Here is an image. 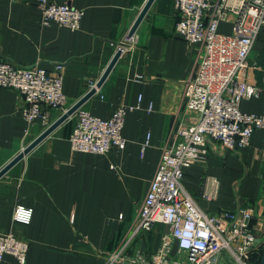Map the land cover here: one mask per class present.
<instances>
[{"label":"crops","instance_id":"obj_1","mask_svg":"<svg viewBox=\"0 0 264 264\" xmlns=\"http://www.w3.org/2000/svg\"><path fill=\"white\" fill-rule=\"evenodd\" d=\"M82 9L77 30L54 21L41 24L35 0H0V59L15 66L37 65L52 72L62 64V91L68 109L97 82L114 55L111 42L128 33L146 0H52ZM173 0H153L135 30V49L119 57L103 83L80 107L106 119L119 106L125 113L122 150L105 154L71 149L68 117L0 178V233H13L29 247L25 264H104L121 247L125 256L142 253L150 261L167 226L131 236L141 203L163 148L171 144L178 122H188L182 90L196 70L200 45L175 30ZM232 23L218 30L230 33ZM249 80L263 89L242 100L245 113L264 112V28L251 48ZM22 95L0 87V169L37 137L45 126L21 115ZM150 107V108H149ZM64 111L49 110V123ZM204 159L184 169L182 186L205 213L249 209L264 222V130L249 145L227 149L210 142ZM214 198L207 196L213 190ZM32 210L28 223L14 221L13 210ZM177 251L173 246L170 256ZM1 264H18L10 254Z\"/></svg>","mask_w":264,"mask_h":264},{"label":"built area","instance_id":"obj_2","mask_svg":"<svg viewBox=\"0 0 264 264\" xmlns=\"http://www.w3.org/2000/svg\"><path fill=\"white\" fill-rule=\"evenodd\" d=\"M41 24L54 21L70 30H77L83 10L68 2L35 0ZM178 13L175 30L190 43L200 45V57L193 75L182 90L183 109L188 122H178L170 145L163 148L155 173L141 203L131 229V238L147 232L160 223L167 226L159 249L150 261L142 253L125 256V246L109 255L104 264H256L264 250V222L249 209L205 213L182 186L184 169L204 159L209 143L227 149L249 145L255 130H264V112L245 113L239 108L242 100L259 97L263 91L250 81L248 71L253 67L248 58L253 43L264 28V0H173ZM232 23L230 33L218 30L220 22ZM137 44L135 33H126L111 42L119 57L131 52ZM118 57V58H119ZM264 79V69L262 70ZM96 82H91V88ZM0 87L13 89L23 97L21 115L32 123H49V110H66L62 91V64L56 63L52 72L37 66H15L0 59ZM136 105L117 107L109 118L103 119L77 109L68 137L71 149L105 154L112 147L124 149L121 134L125 113ZM150 108V107H149ZM216 194V179L211 180ZM264 200V191L263 196ZM32 210L16 206L14 221L28 223ZM177 251L170 256L173 246ZM29 243L13 233H0V264L5 254L18 264H25Z\"/></svg>","mask_w":264,"mask_h":264},{"label":"water","instance_id":"obj_3","mask_svg":"<svg viewBox=\"0 0 264 264\" xmlns=\"http://www.w3.org/2000/svg\"><path fill=\"white\" fill-rule=\"evenodd\" d=\"M153 0H146L143 4L141 10L139 11L135 21L130 27L128 34L131 35L135 32L137 26L141 22L148 8L150 7ZM119 57V52H116L107 67L103 71L100 78L97 80L95 87L99 88L106 78L107 74L115 64ZM96 92L95 88H91L85 93L78 101H76L73 105H71L68 109H66L56 120L50 123L37 137H35L31 142H29L20 152H18L12 159H10L1 169H0V178L20 159L23 158L25 154H27L31 149H33L39 142H41L46 136H48L56 127H58L61 123H63L68 117H70L77 109L81 107V105L90 98ZM258 264H264V252L260 257V261Z\"/></svg>","mask_w":264,"mask_h":264},{"label":"rangeland","instance_id":"obj_4","mask_svg":"<svg viewBox=\"0 0 264 264\" xmlns=\"http://www.w3.org/2000/svg\"><path fill=\"white\" fill-rule=\"evenodd\" d=\"M222 256L225 258L227 264H234L226 255V253H223Z\"/></svg>","mask_w":264,"mask_h":264},{"label":"trees","instance_id":"obj_5","mask_svg":"<svg viewBox=\"0 0 264 264\" xmlns=\"http://www.w3.org/2000/svg\"><path fill=\"white\" fill-rule=\"evenodd\" d=\"M264 252V250H262L261 251V253H260V255H259V257L257 258V260H256V264H258L259 263V261H260V257H261V255H262V253Z\"/></svg>","mask_w":264,"mask_h":264}]
</instances>
